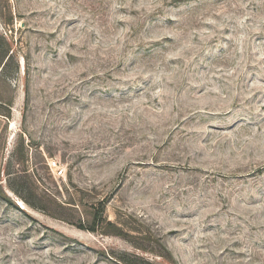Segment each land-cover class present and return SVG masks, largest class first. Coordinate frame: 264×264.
Returning <instances> with one entry per match:
<instances>
[{
	"label": "rangeland",
	"instance_id": "rangeland-1",
	"mask_svg": "<svg viewBox=\"0 0 264 264\" xmlns=\"http://www.w3.org/2000/svg\"><path fill=\"white\" fill-rule=\"evenodd\" d=\"M6 51L0 264H264V0H0Z\"/></svg>",
	"mask_w": 264,
	"mask_h": 264
},
{
	"label": "trees",
	"instance_id": "trees-1",
	"mask_svg": "<svg viewBox=\"0 0 264 264\" xmlns=\"http://www.w3.org/2000/svg\"><path fill=\"white\" fill-rule=\"evenodd\" d=\"M8 51V50H7ZM5 52V53H3V57L1 58V61H0V67H2L3 69H2V71H6L7 70V67H8V64H9V61H10V59L12 58V56L9 54V52ZM101 213L102 212H100V213H98V214H96V216H95V218H96V220L97 219H99V217H101ZM100 214V215H99ZM82 229H84L85 227L83 226V225H81L80 226Z\"/></svg>",
	"mask_w": 264,
	"mask_h": 264
}]
</instances>
